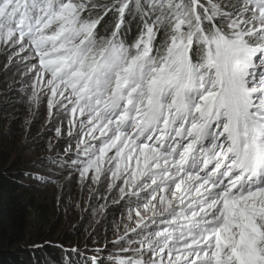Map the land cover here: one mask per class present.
Segmentation results:
<instances>
[{
	"label": "snow or ice",
	"instance_id": "1",
	"mask_svg": "<svg viewBox=\"0 0 264 264\" xmlns=\"http://www.w3.org/2000/svg\"><path fill=\"white\" fill-rule=\"evenodd\" d=\"M126 15L142 22L131 43ZM0 45L34 51L29 99L46 83L70 136L85 118L81 180L145 194L156 227L125 225L115 264H264V0H0ZM45 162L55 183L61 161Z\"/></svg>",
	"mask_w": 264,
	"mask_h": 264
},
{
	"label": "rangeland",
	"instance_id": "2",
	"mask_svg": "<svg viewBox=\"0 0 264 264\" xmlns=\"http://www.w3.org/2000/svg\"><path fill=\"white\" fill-rule=\"evenodd\" d=\"M38 68L39 58L31 48L26 47L25 51H20L19 45H0V133L3 136L4 132L12 130V133L4 136L6 139L2 145L11 152L12 160L32 166L31 170L35 176L30 177L34 182L31 183L34 187L33 193L37 196L43 195L51 210V225L39 233L32 230V234L39 237L47 235V241L61 242L65 237H69L70 240L66 239L69 252L79 253L91 262L93 257H97L105 264H115L112 258L124 255L120 251L124 241L115 242L124 235L125 225L129 227L128 236L136 240L140 239L137 233L143 231L147 234L156 227L152 224V213L143 211L145 194L141 193L139 200L128 196L121 199L118 186H122V180L115 181L117 186L110 189V174L102 175L99 183L92 182V173L81 180L77 167L72 165L71 161L78 159L76 144L80 139L79 121L85 118L77 114L76 126L71 128L70 136V111L65 112L57 103L51 110V115L49 114L48 100L51 94L46 83L37 88L38 102L34 103L29 99L32 94L30 86L36 81ZM67 103V100H64V104ZM57 127L61 129L59 136L56 133ZM112 155L114 150L108 153V156ZM49 156L68 164L71 173H60L57 168L53 176L55 183L39 179L38 177L52 175L46 162L45 166L41 167L42 159ZM79 159H83L82 154ZM36 181L40 182L39 187ZM37 189L41 190L42 195ZM138 204L141 206L139 210L144 216V224L148 227L141 225V228H137L133 233L130 229L136 228L139 220L135 215ZM130 208L131 220L128 218ZM156 219L158 222L160 217L157 216ZM73 249L76 251H72ZM34 261L37 262V258H34Z\"/></svg>",
	"mask_w": 264,
	"mask_h": 264
},
{
	"label": "trees",
	"instance_id": "3",
	"mask_svg": "<svg viewBox=\"0 0 264 264\" xmlns=\"http://www.w3.org/2000/svg\"><path fill=\"white\" fill-rule=\"evenodd\" d=\"M112 22L111 15L105 17L97 28L98 33L104 35L105 25L110 26ZM141 27L142 22L138 16L126 15L122 32L128 43L136 38ZM9 132L12 133V130ZM9 132H4L3 136L0 133V264H29L28 261H32V264H92L79 253L68 251L66 239L70 240L69 237L61 242L47 241V235L39 237L32 234V230L39 233L51 225V210L41 190L37 189L43 198L33 193L31 183L34 182L30 177L35 176L32 166L12 160L11 152L2 145ZM61 164L60 173H71L68 164ZM39 181L35 182L37 187ZM34 258H37V262Z\"/></svg>",
	"mask_w": 264,
	"mask_h": 264
}]
</instances>
